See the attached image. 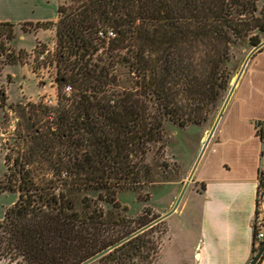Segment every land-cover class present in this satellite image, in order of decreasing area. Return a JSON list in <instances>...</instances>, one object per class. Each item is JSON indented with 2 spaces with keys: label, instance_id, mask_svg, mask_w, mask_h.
<instances>
[{
  "label": "trees",
  "instance_id": "obj_1",
  "mask_svg": "<svg viewBox=\"0 0 264 264\" xmlns=\"http://www.w3.org/2000/svg\"><path fill=\"white\" fill-rule=\"evenodd\" d=\"M72 1L69 13L58 4L55 21L21 24H54L60 91L54 129L37 128L13 168L4 157L12 185L6 187L18 192L0 221V261L11 264H79L157 218L108 214L86 196L77 208L75 195L94 190L118 208L116 187L149 180L143 157L163 139L165 122L205 120L229 88L231 45L246 39L254 47L264 37L257 0ZM39 154L59 182H35L29 166ZM258 188L262 202V174ZM161 221L89 264H156Z\"/></svg>",
  "mask_w": 264,
  "mask_h": 264
},
{
  "label": "rangeland",
  "instance_id": "obj_2",
  "mask_svg": "<svg viewBox=\"0 0 264 264\" xmlns=\"http://www.w3.org/2000/svg\"><path fill=\"white\" fill-rule=\"evenodd\" d=\"M256 3L258 11L264 10V0H257ZM58 4L69 13L73 1L0 0V22L13 24L10 28L0 26V221L6 208L18 198L17 191L8 190L6 187L10 184L8 181L10 170L4 163V157H9V165L12 166V159L16 156L21 159L31 145L37 128L46 132L47 126L52 125L54 129V108L57 103H54V99L56 92L60 91L52 64L39 66L38 60L26 59L27 52L38 43L54 46L56 37L54 24L48 25L47 28L28 25L24 26L25 30L21 24L54 20L58 15ZM252 48L246 39L231 45L228 72L233 76L229 88L214 105H209L205 120L200 123H189L184 127L170 121L165 122L163 139L158 143L149 144L143 157L144 164L149 165L151 169L147 182L137 188L127 185L116 187L114 190L118 208L112 207L104 200H98L97 191L80 190L75 195L77 208L81 207L80 198L86 196L104 212L108 214L111 211L114 214L120 212L125 218L130 219L143 213L150 217L160 216L169 211L186 182L188 166L198 148V141L211 129L237 72ZM60 147L61 145L56 150L63 154L65 148ZM43 154L36 156V161L29 166L33 170L35 182L38 185L59 182L56 170ZM159 230L164 231L163 236L167 232L166 217L160 222ZM167 254L168 249L163 248L161 243L156 264H163ZM0 264L11 263L1 260Z\"/></svg>",
  "mask_w": 264,
  "mask_h": 264
},
{
  "label": "crops",
  "instance_id": "obj_3",
  "mask_svg": "<svg viewBox=\"0 0 264 264\" xmlns=\"http://www.w3.org/2000/svg\"><path fill=\"white\" fill-rule=\"evenodd\" d=\"M263 110L264 45L248 59L210 138L207 133L198 141L188 166L190 174L197 161L192 176L166 217L163 264H249L256 254L262 239L254 230L264 231L258 188L264 176ZM256 264H264V253Z\"/></svg>",
  "mask_w": 264,
  "mask_h": 264
},
{
  "label": "water",
  "instance_id": "obj_4",
  "mask_svg": "<svg viewBox=\"0 0 264 264\" xmlns=\"http://www.w3.org/2000/svg\"><path fill=\"white\" fill-rule=\"evenodd\" d=\"M262 45H264V39H263L259 44L255 45V46L250 50V52L247 54V56L245 57V59H244L242 65H241L239 71L237 72V75H236V77H235V79H234V81H233V83H232V85H231V87H230V89H229V92H228V94H227V96H226V98H225V100H224V102H223V105L221 106V109H220V111H219V113H218V115H217V117H216V119H215V121H214V123H213L211 129H210L209 132H208V135H207L206 141L210 138L212 132L214 131V129H215V127H216V125H217V123H218V121H219V119H220V117H221V115H222V113H223L225 107H226V104H227L228 100L230 99V96H231V94H232V92H233V90H234V87H235V85L237 84V82H238V80H239V78H240V76H241V74H242V71H243V69H244V67H245V65H246V63H247V61H248V59H249V58L251 57V55H252L254 52H256V51H257ZM0 55H1V53H0ZM204 145H205V144H204ZM204 145H203L202 149L204 148ZM201 151H202V150H201ZM197 160H198V159H197ZM196 163H197V161H196L195 164L193 165V168H192L190 174L188 175V180H189V179L191 178V176H192V173H193V170H194V168H195V166H196ZM186 184H187V183H185V186H186ZM185 186L182 188L181 193L179 194V196H178V198H177L175 204L173 205V207H172L169 211H167L166 213H164V214L158 216L157 218H155L154 220H152V221L149 222L148 224H146V225L140 227L139 229H137L136 231L132 232V233L129 234L128 236L122 238L121 240L117 241L116 243H114V244L108 246L107 248H105V249H103V250L97 252L96 254L90 256L89 258L85 259L84 261L80 262L79 264H89V263H91L92 261L96 260L97 258H99L100 256L104 255V254L107 253L108 251L112 250L113 248H115V247H117L118 245L122 244L123 242L127 241V240L130 239L131 237L137 235L138 233L144 231L145 229L151 227L152 225L158 223L159 221L163 220L165 217H167L168 215H170V214L175 210V208L177 207L178 202H179V200H180V197L182 196L183 191H184V189H185ZM262 207H263V211H264V191H263V196H262ZM263 253H264V243L258 248V250H257V252H256V254H255V256H254V258L250 261L249 264H256V263L258 262V260L260 259V257L262 256Z\"/></svg>",
  "mask_w": 264,
  "mask_h": 264
},
{
  "label": "built area",
  "instance_id": "obj_5",
  "mask_svg": "<svg viewBox=\"0 0 264 264\" xmlns=\"http://www.w3.org/2000/svg\"><path fill=\"white\" fill-rule=\"evenodd\" d=\"M108 34L110 36H114V32L113 31H109ZM27 57L26 59L29 60V58H32L34 60H38V64L39 66H43V64H52V68L54 69V74L56 75V79L57 80V76H58V67H57V44H56V38H55V43L54 46H47V45H42L40 43L34 45L31 50H29L27 52ZM49 58V59H48ZM27 62V61H26ZM35 69H37V67L34 66ZM62 92L64 93H69L70 92V86L69 84H65ZM58 91L56 92V97L54 99V103L57 102L58 99ZM51 102V101H50ZM57 104V103H56ZM256 237L258 239H263L264 238V231H257L256 233Z\"/></svg>",
  "mask_w": 264,
  "mask_h": 264
}]
</instances>
